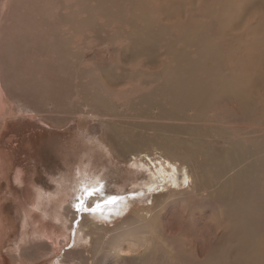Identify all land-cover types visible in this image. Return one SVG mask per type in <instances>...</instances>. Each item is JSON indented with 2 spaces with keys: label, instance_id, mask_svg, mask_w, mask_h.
Masks as SVG:
<instances>
[{
  "label": "rangeland",
  "instance_id": "1",
  "mask_svg": "<svg viewBox=\"0 0 264 264\" xmlns=\"http://www.w3.org/2000/svg\"><path fill=\"white\" fill-rule=\"evenodd\" d=\"M139 3L152 10L158 35L147 47L136 43L147 32L146 21L136 18ZM249 5L264 13V0H0V264H50L72 243L69 237L66 243L53 237L56 233L62 239V233L50 217L46 226L52 244L35 236L20 240L26 210L35 202V186L46 192L63 187L70 195L80 166L103 170L109 179L106 193L132 201L124 213L106 221L113 227L152 198L143 186L145 174L130 165L138 150L159 149L163 138L219 151L237 139L243 147L263 141L260 135L251 139L257 120L249 113H243L245 119L235 118L228 99L211 104L204 119L172 120L174 108L161 93L162 76L176 64L175 54L197 57L196 47L181 41L186 23L208 42L206 62L218 67L217 79L229 80L232 70L250 84ZM263 21L264 14L261 26ZM211 74L195 73L204 83ZM157 106L167 114L159 116ZM84 110L94 116H79ZM129 140L135 143L127 144ZM100 142L104 147L97 146ZM202 160L197 155L194 165ZM234 170L232 161L218 177L181 197L166 202L157 198L149 212L156 222L154 249L144 256L124 252L127 259L117 264H203L208 254L235 250L233 223L211 199ZM32 219L40 222L38 214ZM77 251L66 253V264H78L82 255ZM91 251L89 261L103 264L101 252L96 259L97 251Z\"/></svg>",
  "mask_w": 264,
  "mask_h": 264
},
{
  "label": "bare ground",
  "instance_id": "2",
  "mask_svg": "<svg viewBox=\"0 0 264 264\" xmlns=\"http://www.w3.org/2000/svg\"><path fill=\"white\" fill-rule=\"evenodd\" d=\"M138 5L141 7L136 18L146 21L147 32L139 34L136 43L140 47H147L158 39L152 24L155 19L152 18L153 12L146 4ZM249 8L251 14L255 8L251 9L250 5ZM263 14L253 11L246 26L253 55L250 84L245 85L244 77L232 70L230 77L227 78L230 81L217 79L214 73H217L218 67L208 66L206 62L208 42L204 39L202 41L201 31L188 29L189 23H186L182 26L181 41L186 46H195L197 57L190 60L180 51L175 54L177 56L173 60L176 64L166 70L162 76L161 86V93L169 96L168 102L176 111L170 109L169 116L172 120H180L184 116L204 119L211 104L217 100L228 99L232 103L235 118L245 119L243 113H249L250 117L257 120L258 127L251 129V139L255 135H260L263 138L261 143L243 147L242 142L237 139L232 147L219 151L202 149L196 144L188 148L163 138L158 143L159 149L138 150L132 155L133 162L130 165L133 170L143 172L141 173L143 176L145 174L143 186L147 188L152 198L150 202L144 201L148 203L145 208L133 209L132 216L121 220L113 227L107 225L106 221L124 213L131 200L126 196L106 193L105 188L109 179L105 177L103 170L90 171L86 166H80L77 178L73 180L70 195L65 193L63 187L62 190L59 188L49 192L41 187H34L35 202L26 210L21 223L23 235L20 240L23 242L27 237L35 236L52 244L50 240L53 234L46 226V219L50 217L62 233V239L56 236V233L53 237L60 242H67V237L70 241L72 238L71 244L67 242L72 247L69 246L67 251L63 249L62 254H56L58 246L54 242L56 255L50 264H66V253L76 252L78 246L85 249L77 251L82 255L78 259V264H95L96 260L89 261L91 250L97 251L94 254L96 259L101 252L103 264H117L119 259L126 260L127 258L121 255L124 252H140V255L144 256L148 250L154 249L156 242L153 231L156 222L149 212L152 211L157 198H160L161 202L164 199L169 201L181 197L198 184L218 177L224 170L232 167L233 161L235 165L233 174L218 188L211 199L224 207V215L233 223L230 231L235 250L229 254L221 252L208 254L203 264H264V21L262 26L260 25ZM130 21H135V18H130ZM157 33L161 34L162 31ZM207 70L212 74L208 75L205 83L201 82L195 73ZM105 89L108 90L107 87ZM93 98L95 102L100 101L99 97ZM157 107H161L157 110L161 113L159 116L167 114V111L162 109L163 106ZM178 110L181 113H178ZM93 114L89 110L78 113L79 116L87 118L93 117ZM126 143L131 144L135 141L129 140ZM97 146L104 147L101 142ZM128 149L127 146L122 155H125ZM197 155H202L203 160L195 166L194 160ZM176 170L178 173L173 174L172 171ZM180 173L183 175L182 178ZM18 180L20 178L17 177ZM132 184L136 185V182ZM111 197L119 199L109 202ZM35 214L39 216L38 223L32 219ZM29 230L34 234L29 235ZM141 248H144L143 252L139 251ZM84 251L88 254L83 255Z\"/></svg>",
  "mask_w": 264,
  "mask_h": 264
},
{
  "label": "snow or ice",
  "instance_id": "3",
  "mask_svg": "<svg viewBox=\"0 0 264 264\" xmlns=\"http://www.w3.org/2000/svg\"><path fill=\"white\" fill-rule=\"evenodd\" d=\"M117 199H119V198H117V197H111L110 200H109V202H115Z\"/></svg>",
  "mask_w": 264,
  "mask_h": 264
}]
</instances>
